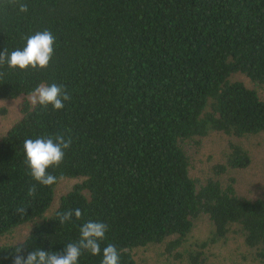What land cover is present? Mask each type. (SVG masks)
<instances>
[{
  "label": "trees",
  "instance_id": "1",
  "mask_svg": "<svg viewBox=\"0 0 264 264\" xmlns=\"http://www.w3.org/2000/svg\"><path fill=\"white\" fill-rule=\"evenodd\" d=\"M22 3L26 13L0 0V52L22 49L44 30L55 45L43 71L0 66V100H22L20 119L0 139V236L29 228L22 245L0 247V264H13L15 246L25 256L37 248L61 252L87 221L108 225L101 249L115 245L120 264H141L134 251L153 246L183 264H210L205 251L233 234L264 264V197L242 196L237 180L224 178L251 165L249 151L231 144L225 163L201 179L185 148L213 133L242 139L264 132V97L236 79L264 88V0ZM40 83L62 85L71 100L59 111L32 107L27 97ZM57 134L72 143L48 171L82 181L47 216L62 179L37 184L29 197L36 182L23 144ZM21 206L24 217L14 214ZM77 208L81 219L60 226L58 213ZM202 217L209 237L190 244ZM101 259L84 254L79 264Z\"/></svg>",
  "mask_w": 264,
  "mask_h": 264
},
{
  "label": "clouds",
  "instance_id": "2",
  "mask_svg": "<svg viewBox=\"0 0 264 264\" xmlns=\"http://www.w3.org/2000/svg\"><path fill=\"white\" fill-rule=\"evenodd\" d=\"M6 6L16 7L20 13H26L28 6L22 0H4ZM22 49H16L10 54L7 49L0 52V66H7L9 71H43L47 69L54 54L55 37L49 30L38 31L29 35ZM32 107H41L47 110L49 106L54 111L62 110L65 102L71 100V95L61 85L40 83L27 97ZM71 138H65L63 134L55 136H41L35 139H25L23 148L27 174L36 183L29 189L27 195L34 197L37 191L36 185L51 187L59 182L57 176L51 174L49 169L58 168L64 160L65 152L71 147ZM26 207H18L14 214L21 217L26 215ZM80 220V209L67 210L58 213L59 225ZM108 225L98 221H87L79 229L80 235L77 241L65 245L61 252L53 253L37 248L28 252L25 256L22 246H15V254L12 257L13 264H79V259L84 254L98 256L102 253L101 264H120V252L116 246L109 243L101 249V242L105 239ZM22 245L23 243H18ZM17 244V245H18Z\"/></svg>",
  "mask_w": 264,
  "mask_h": 264
},
{
  "label": "rangeland",
  "instance_id": "3",
  "mask_svg": "<svg viewBox=\"0 0 264 264\" xmlns=\"http://www.w3.org/2000/svg\"><path fill=\"white\" fill-rule=\"evenodd\" d=\"M236 79L244 81L251 88H257L261 96L264 97V88L257 87L242 75L237 76ZM21 101V99L0 100V139L20 119ZM190 143L185 148L191 157V172L194 177L201 179L214 175L213 167L225 163L231 144H241L251 154L252 163L247 169L230 171L229 175H224V178L234 177L237 180L238 192L242 196L251 199L264 197V132L242 139L213 133ZM81 181V178H76L62 179L59 182L55 188L54 201L47 216H51L56 211L61 197ZM27 228L21 226L11 233L0 236V247L24 240L29 232V228ZM210 232L209 220L207 217H202L190 236V244L205 241ZM205 252L210 264H259L254 258L253 252L244 245L241 236L235 234L229 235L228 240L220 241ZM134 255L141 264H183L185 261L182 258L169 255L164 247L159 246L135 250Z\"/></svg>",
  "mask_w": 264,
  "mask_h": 264
}]
</instances>
